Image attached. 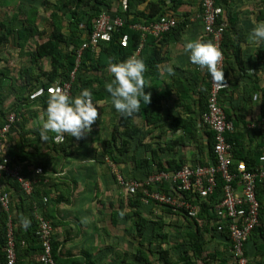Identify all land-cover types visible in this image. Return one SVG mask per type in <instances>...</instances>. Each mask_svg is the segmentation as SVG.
<instances>
[{
  "label": "crops",
  "instance_id": "0c3cea01",
  "mask_svg": "<svg viewBox=\"0 0 264 264\" xmlns=\"http://www.w3.org/2000/svg\"><path fill=\"white\" fill-rule=\"evenodd\" d=\"M61 1L0 0V113L17 107L13 113L17 125L8 136L5 155L11 159L12 166L21 168L27 179L37 182L35 194L27 197L13 181H1L10 198L9 217L13 229L18 236L32 234L35 226L30 217L36 209L52 226L51 248H55L58 264H135L136 249L145 251L149 264H161L155 253L145 250L149 248L145 240L139 246L134 234L136 221L142 218L147 221V230L154 229L155 235L158 232L153 244H159L162 249H167L160 235L165 234L162 230L168 216L180 223L176 232L186 229L188 222L181 214L155 206L138 204L136 207L133 197L115 184L110 165L126 179L142 180L155 170L156 162L192 165L199 148L206 160L207 131L200 126V116L206 109L208 75L191 65L183 51L186 38L205 42L207 37L197 14L199 0H184L174 15L169 12L177 22L186 24L177 41L170 35L165 37L167 42L158 46L162 61L155 70H149L151 76L146 87L160 97L158 127L148 126L141 118L133 117L132 124L140 131L134 138H123L129 144L122 154L115 152V161L102 155V143L109 140L121 116L112 109L108 95L95 102L97 117L84 138L76 140L65 135L63 140L57 141L54 134L49 133L46 142L39 139L42 108L37 98L46 84L40 74L50 71V60L40 58L35 66L31 54L35 45L45 42L54 28L50 14L57 11L62 32L69 34L66 27L70 17L60 11ZM169 1L165 0L166 5ZM120 2L124 7L125 1ZM255 5L254 1L232 0L222 8L220 18L224 28L228 17L236 20L235 30L239 34L227 31L226 42L238 44L241 51H225L222 71L228 88L220 93L219 102L234 123L232 134L240 135L238 148L242 145L246 150L260 142L257 132L262 118L261 102L256 104L252 96L256 92H261L262 96L264 89V65L256 60L258 45L248 39L250 30L259 22ZM28 20H35L33 26ZM30 29L40 36H30ZM17 32L28 35L24 43L18 40ZM83 39L82 36L81 41ZM92 51L96 59L99 50ZM165 66L173 68L171 75L164 71ZM101 72L84 73L93 91H105L103 76L111 75L107 67ZM53 88L55 83L46 90L49 93ZM192 122L194 126L190 128ZM118 130L122 132L123 128ZM114 138L118 146L121 140L116 134ZM152 151L156 152V157ZM44 191L46 194H42ZM21 217L30 221L27 229L20 227ZM5 221L7 216L3 220L0 213V257L4 250ZM207 245L213 248L204 254L212 257L211 264H230L228 241L214 237ZM246 249L248 264H264V235H251ZM15 254L16 264H40V248L28 237L27 241L17 244Z\"/></svg>",
  "mask_w": 264,
  "mask_h": 264
},
{
  "label": "trees",
  "instance_id": "16d2710c",
  "mask_svg": "<svg viewBox=\"0 0 264 264\" xmlns=\"http://www.w3.org/2000/svg\"><path fill=\"white\" fill-rule=\"evenodd\" d=\"M122 0H62L59 3L60 11L64 14H68L70 19L67 24L68 35H65L62 32V27H60V22L58 21L57 11L54 14H50V18L54 23V28L51 31V34L48 36L47 40L41 44H37L34 47L33 53L31 54L32 64L36 66V61L40 58L48 57L50 60V71L48 73H41L46 80V84L42 86V93L38 96L37 101L40 103L42 110L46 107V99L49 95L53 94L57 86L62 85L64 82L70 81V74L74 70L76 65L75 51L81 46L83 40L81 38L83 33L81 32L80 25H83L86 31V35L89 34L92 30V24L95 18L101 13L111 14L113 17H119L124 21L123 26L115 33L108 36V39L101 40L98 44V55L95 59V53L91 49H86L82 52L79 63L74 72V79L71 83V93L70 96H75L81 89L87 88L92 92L93 102L100 100L101 98L108 95L105 91L98 92L93 91L89 86V80L87 77H84V73H100L102 74V69L108 67L109 61L112 63L122 62L128 56L136 54L139 58L143 59L147 71L145 72V87L148 81V76L150 77V69L156 68L162 59L159 58V47L162 44H165L167 41L165 37L170 35L173 41H177L180 36V32L184 29L186 24L185 21L177 22L175 27L171 28L165 33H161L158 36L151 34H146L144 38L141 36V31L131 29L130 26L139 24L142 26H149L157 22L161 17H173L174 12L177 11L179 6L184 3V0H170L169 4L166 5L165 0H124L125 5L122 7ZM215 6L226 8L228 3L232 0H213ZM254 1L255 7L257 10L256 20L264 21V0H248ZM59 10V9H58ZM172 12V14H169ZM201 5L199 0V5L197 8V14L201 15ZM35 16V15H34ZM174 18V17H173ZM221 16L217 18L215 26L221 25ZM175 19V18H174ZM35 21V20H34ZM33 20H28L29 25L33 26ZM177 21V20H176ZM187 21V20H186ZM236 20L232 17H228V25L223 29L222 41H221V51L225 58V51H241L240 47L236 43H227V31L230 34H239L235 30ZM28 29V28H27ZM31 32L28 34L30 36H40L38 32ZM17 38L22 43L28 38L27 34L22 32H17ZM205 42H210V37L204 39ZM166 41V42H165ZM24 43V42H23ZM96 48V49H97ZM256 60L260 61L264 65V44L258 45L256 49ZM225 60V59H224ZM155 72V71H154ZM101 78V76L99 77ZM106 81L111 79L110 77H104ZM224 81V79H223ZM29 81V85H30ZM55 88L48 93L47 86L54 84ZM146 93H150L147 87L144 89ZM44 92V93H43ZM262 97H264V89L262 90ZM159 101L160 97L156 94L150 93V103L147 105L141 104V109L139 112L135 113L132 117H123L120 116L117 124L113 127L112 135L109 140L102 143V155L108 157V159L115 161V152L122 154L126 151L128 142H125L123 138L129 137L134 138L135 135L139 133L140 130L132 124L133 117L141 118L148 126H153L154 128L158 127L157 114L159 111ZM17 107H12L6 113H0V130L7 123V117L10 113H16ZM226 118L231 120L226 112ZM260 115L264 116V100L260 103ZM17 121H14L9 130L6 132V139L10 135V132L13 131V128ZM194 126V123H190V128ZM123 128V131L120 132L118 129ZM190 128H188L187 134L190 136ZM186 129V128H185ZM206 145H207V157L206 160H203V150L199 148L194 155L193 163H198L202 166L208 164H215V158L212 152L213 147V135L210 131L206 129ZM259 134L260 142L253 149L246 150L242 145L238 148V143L240 141V135H233L229 133L226 135V141L231 145V151L233 158L236 162H244L248 170H256L261 165L259 162V156L261 154V149L263 145V132L261 129L257 132ZM117 135L120 138V143L118 146L115 144L114 135ZM238 138V140H237ZM180 142H183L182 140ZM201 147V146H200ZM153 157H156V152L152 151ZM7 156V155H6ZM114 156V157H113ZM11 160V159H9ZM12 164V162L10 161ZM157 171H173L180 169L182 165L168 162L166 165L156 162ZM147 176V175H146ZM2 180L11 181L7 178H2ZM14 182V181H13ZM16 183V182H14ZM17 184V183H16ZM3 186V185H2ZM37 185L34 187L32 194L29 197H32L35 194ZM46 191L42 194H46ZM264 179L261 182H258L256 185V199L260 205L259 209V220L264 224ZM41 194V195H42ZM43 198V197H42ZM41 198V199H42ZM135 206L141 204L137 198L133 197ZM222 199V182L220 178L217 177V187L213 194L204 201H201L199 204V212L196 219L190 220L184 216V219L188 222V226L185 227L184 235L182 237L181 243L173 245L172 248L162 249L159 244L154 245L153 240L157 237L153 232L154 229L147 230V221L139 218L135 223V238L139 239V246L142 245L143 240L147 242L149 248L145 249L149 253H155L157 255V261L161 264H211L209 254L205 255L207 242L214 237L220 239H225L229 244V234L226 228V223L223 222L221 225L223 227L222 231H217V226L210 224L212 220L216 219L214 214V207ZM45 200V199H43ZM44 202V201H43ZM142 205V204H141ZM137 207V206H136ZM36 210V209H35ZM167 212H172L169 209H162ZM10 211V210H9ZM37 212V211H36ZM0 213L3 216V220L6 219L7 213L0 207ZM174 213V212H173ZM139 217V213L137 214ZM44 218V217H43ZM31 224L35 226L36 223L34 220L33 210L32 216L30 217ZM4 224V222H3ZM13 226V224H12ZM5 234H6V221L4 228V246H5ZM259 234L263 237L264 232L262 229L257 228L254 230L251 235ZM250 235V237H251ZM14 243L15 248L18 243L22 241H29L32 243H39L35 236V231L32 234L24 233L22 236H18V233L13 229ZM161 242L168 243V238L166 234L160 235ZM249 237V238H250ZM248 238V240H249ZM247 240V242H248ZM246 242V244H247ZM246 244L243 248L244 256L247 258V249ZM40 248V247H39ZM143 249H136L135 253V264H149L148 259L145 255ZM52 257L56 264L57 257L55 256V248L52 246Z\"/></svg>",
  "mask_w": 264,
  "mask_h": 264
},
{
  "label": "built area",
  "instance_id": "2783aa9c",
  "mask_svg": "<svg viewBox=\"0 0 264 264\" xmlns=\"http://www.w3.org/2000/svg\"><path fill=\"white\" fill-rule=\"evenodd\" d=\"M201 21L203 32L210 37L213 43L221 51L223 26H215L218 17L222 16V9L215 6L213 0H200ZM177 21L173 17H161L157 22L149 26L135 24L131 29L141 31L142 38L146 34L158 36L175 27ZM124 24L119 17L101 13L92 24V30L86 35L85 28L80 25L83 33V42L75 51V68L70 74V81L56 87L62 89L70 96L71 83L74 72L79 63L82 52L86 49L94 50L98 47L104 36L117 32ZM139 51L137 50L136 53ZM224 56L219 63L223 69ZM208 95L205 112L200 116V126L207 129L213 135L212 152L215 164L202 166L198 163L183 165L173 171H157L156 169L142 180L126 179L117 169L110 165L115 184L127 194L136 197L142 205L155 206L161 209H169L174 213L181 214L187 219H196L201 201L209 198L217 187V177L222 182V199L214 207L216 219L211 222L217 226V231H222V223H226L229 234L230 264H248L244 256L243 248L251 233L260 228L264 232V224L259 220L260 205L256 199V185L264 179V116H262L259 128L263 132V145L259 156L260 166L252 171L248 170L242 161L236 162L233 158L231 145L226 141V135L234 132V123L226 118V114L220 106L219 95L228 88L224 86L216 88L208 76ZM55 89V90H56ZM54 90V91H55ZM16 121L13 113L8 114L7 123L0 130V160L6 161L0 167V207L7 213L5 246L0 264H16L15 243L13 226L9 217L10 198L4 191L1 179L7 178L17 183L20 191L29 197L34 187L35 180L27 179L19 166H12L9 158L5 155L7 142L6 132L10 125ZM36 223L35 236L39 243L40 264H56L52 257L51 224L33 210Z\"/></svg>",
  "mask_w": 264,
  "mask_h": 264
},
{
  "label": "clouds",
  "instance_id": "9594fccd",
  "mask_svg": "<svg viewBox=\"0 0 264 264\" xmlns=\"http://www.w3.org/2000/svg\"><path fill=\"white\" fill-rule=\"evenodd\" d=\"M104 39H108V36L105 35ZM248 39L255 45L264 44V21L255 24ZM183 51L188 62L205 72L216 88L224 86L223 71L219 67L222 53L213 43L186 38ZM164 71L171 75L173 68L165 66ZM107 72L111 79L104 83V90L116 113L132 117L140 111L141 104L145 106L150 103V93L144 91L146 66L143 59L132 54L122 62L109 61ZM252 100L258 104L264 97L261 92H256ZM45 103L39 128V139L44 142L49 139V133L54 134L53 138L57 141L63 140L65 135L80 140L90 131V126L97 117L92 92L87 88L81 89L75 96H69L57 88ZM4 163L6 161L0 160V167ZM29 224L27 218H20L21 228L27 229Z\"/></svg>",
  "mask_w": 264,
  "mask_h": 264
},
{
  "label": "rangeland",
  "instance_id": "374dc122",
  "mask_svg": "<svg viewBox=\"0 0 264 264\" xmlns=\"http://www.w3.org/2000/svg\"><path fill=\"white\" fill-rule=\"evenodd\" d=\"M158 209H161V208H158ZM162 210V209H161ZM161 212V211H160ZM162 213V212H161ZM165 223V227L163 228V232H165V234L167 235V238H168V243L165 244L164 246H166L165 248H172L174 244H177L179 243V241L182 240V237L184 235V231L185 229L181 230V231H177L176 232V228L178 229L180 225V223L178 222L177 219H172L171 217L168 216V219H166L164 221ZM177 226V227H176ZM159 229V227H156ZM158 233V232H157ZM180 234L182 236H180ZM212 239V238H211ZM210 239V240H211ZM206 251L207 250H212L213 248H211L209 245H207L206 247Z\"/></svg>",
  "mask_w": 264,
  "mask_h": 264
}]
</instances>
